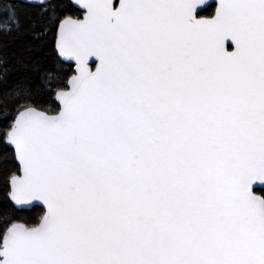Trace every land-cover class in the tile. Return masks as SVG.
<instances>
[{
    "label": "snow or ice",
    "instance_id": "6c2138e0",
    "mask_svg": "<svg viewBox=\"0 0 264 264\" xmlns=\"http://www.w3.org/2000/svg\"><path fill=\"white\" fill-rule=\"evenodd\" d=\"M0 264H264V0H0Z\"/></svg>",
    "mask_w": 264,
    "mask_h": 264
}]
</instances>
